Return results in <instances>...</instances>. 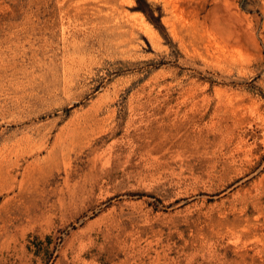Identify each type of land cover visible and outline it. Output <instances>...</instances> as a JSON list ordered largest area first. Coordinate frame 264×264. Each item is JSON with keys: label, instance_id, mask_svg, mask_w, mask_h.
<instances>
[{"label": "rangeland", "instance_id": "374dc122", "mask_svg": "<svg viewBox=\"0 0 264 264\" xmlns=\"http://www.w3.org/2000/svg\"><path fill=\"white\" fill-rule=\"evenodd\" d=\"M145 2L0 0V264H264V0Z\"/></svg>", "mask_w": 264, "mask_h": 264}, {"label": "bare ground", "instance_id": "6f19581e", "mask_svg": "<svg viewBox=\"0 0 264 264\" xmlns=\"http://www.w3.org/2000/svg\"><path fill=\"white\" fill-rule=\"evenodd\" d=\"M96 242V237L92 231L82 232L73 247V251L78 253L82 259L85 258L86 250L92 247ZM87 262V261H86Z\"/></svg>", "mask_w": 264, "mask_h": 264}, {"label": "trees", "instance_id": "16d2710c", "mask_svg": "<svg viewBox=\"0 0 264 264\" xmlns=\"http://www.w3.org/2000/svg\"><path fill=\"white\" fill-rule=\"evenodd\" d=\"M137 2V6H136V9L143 12L144 14H146L144 8H143V5H145V0H136Z\"/></svg>", "mask_w": 264, "mask_h": 264}]
</instances>
